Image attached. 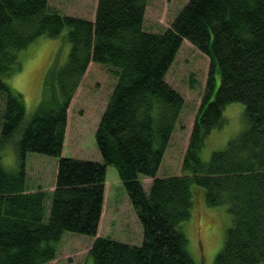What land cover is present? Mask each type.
<instances>
[{"label": "trees", "instance_id": "obj_1", "mask_svg": "<svg viewBox=\"0 0 264 264\" xmlns=\"http://www.w3.org/2000/svg\"><path fill=\"white\" fill-rule=\"evenodd\" d=\"M147 5L98 0L90 20L50 0H0V148L21 131L18 168L7 169L0 155V264H47L65 232L96 236L108 165L118 170L144 238L97 236L92 264H197L183 224L202 194L231 216L214 264H264V0H188L159 31L144 26ZM62 34L68 56L47 69L42 99L23 125L26 100L8 79L22 68V50ZM184 39L209 57V72L182 172L157 176L185 106L166 80ZM92 61L116 77L95 133L103 161L62 155L69 104ZM233 102L245 106L244 128L203 159L207 137ZM29 152L58 157L50 192L30 188ZM140 175L152 178L149 191Z\"/></svg>", "mask_w": 264, "mask_h": 264}, {"label": "rangeland", "instance_id": "obj_2", "mask_svg": "<svg viewBox=\"0 0 264 264\" xmlns=\"http://www.w3.org/2000/svg\"><path fill=\"white\" fill-rule=\"evenodd\" d=\"M186 2L188 0H148L145 28L164 30ZM50 4L66 14L94 20L98 0H50ZM69 50L70 43L64 40L62 34L54 38L43 36L21 51L22 68L8 81L24 94L27 111L23 125L33 117L42 99L47 69L57 56L60 63L64 62ZM209 64V57L184 39L167 72L166 80L183 95L185 106L157 176L182 172L183 157L204 94ZM115 83L116 77L107 66L90 62L69 104L63 156L103 161L95 133ZM3 106L0 95V115ZM244 108L242 102L226 106L223 111L225 124L213 129L207 137L202 150L203 159L209 160L213 151L223 149L228 140L244 128ZM20 137L21 131H18L13 139L0 148L2 162L7 169L14 170L19 166L17 141ZM57 166L58 157L29 152L26 170L30 188L40 186L48 192L53 190ZM139 177L149 191L152 178L145 175ZM230 223L231 216L225 205L208 206L204 194L194 199L191 216L183 224V229L197 264H214ZM97 236H109L132 244H141L144 238L142 223L114 165L107 166L103 210L96 236L65 232L56 257L47 264H92L89 252Z\"/></svg>", "mask_w": 264, "mask_h": 264}]
</instances>
